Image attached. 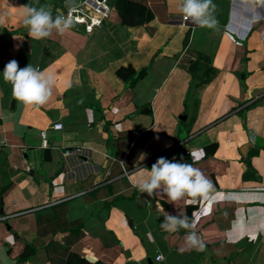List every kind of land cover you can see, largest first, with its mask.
<instances>
[{"label": "crops", "instance_id": "0c3cea01", "mask_svg": "<svg viewBox=\"0 0 264 264\" xmlns=\"http://www.w3.org/2000/svg\"><path fill=\"white\" fill-rule=\"evenodd\" d=\"M136 1L151 13L130 18L141 25L123 26L112 5L90 31L36 40L24 6H50L55 18L66 0H0V264H50L42 229L57 202L83 225L68 248L108 264H264V7L213 0L218 24L208 28L180 20L179 0ZM12 59L53 77L45 104L13 97L3 79ZM126 63L146 68L123 88L114 70ZM52 121L62 126L46 128L41 146ZM161 156L211 180V202L134 187ZM165 212L187 216L204 249L188 246V229L163 230ZM20 237L34 250L17 262Z\"/></svg>", "mask_w": 264, "mask_h": 264}, {"label": "clouds", "instance_id": "9594fccd", "mask_svg": "<svg viewBox=\"0 0 264 264\" xmlns=\"http://www.w3.org/2000/svg\"><path fill=\"white\" fill-rule=\"evenodd\" d=\"M264 7V0H254ZM69 14L65 16L58 11L55 18L50 6L39 8L24 6L23 24L29 29V36L42 40L51 35L53 30L64 33L74 24L71 0H66ZM178 11L185 20L200 27L216 28L218 21L215 18L216 5L213 0H179ZM3 79L12 86V95L24 104L43 105L51 96L54 79L46 75L38 66L27 64L19 67L18 61L9 60L3 69ZM195 156L194 153H189ZM183 157H181V160ZM123 163V162H122ZM141 193L152 197L157 191L165 193L171 202L188 196L192 201L204 200L211 202L213 184L204 174L192 164L169 160L161 156L151 165L147 174H141L134 184ZM161 228L168 232H175L181 228L188 229L187 241L189 247L203 250L204 244L194 231L195 224L189 222L187 216L171 215L165 212ZM183 251V250H181ZM158 259H163L160 254Z\"/></svg>", "mask_w": 264, "mask_h": 264}, {"label": "trees", "instance_id": "16d2710c", "mask_svg": "<svg viewBox=\"0 0 264 264\" xmlns=\"http://www.w3.org/2000/svg\"><path fill=\"white\" fill-rule=\"evenodd\" d=\"M113 8L117 12L121 24L127 27H133L142 24L140 23V21H131V17L134 18L143 14L146 18H149L151 15L150 11L136 0H115L113 3ZM145 68L146 65L140 66L139 68H134L130 63H126L124 65L119 64L115 68L114 72L115 75L122 81L123 88H127L143 73ZM215 145L216 144L214 142L204 145V155L208 154L209 148H213L215 147ZM62 205L63 202H57L49 206V215H47V218L49 220L50 226L54 223V218L50 214L51 212L56 214L58 217L56 223H63L68 226V230H64V233L73 235L75 239L82 234V222L81 220H75L71 222L65 221V219L61 216V212L63 210ZM192 208V204L186 205L187 212H189ZM58 234H61V232H59ZM49 242L50 246L46 248V258L47 260H49L50 264H108L107 262L101 261L99 259L88 258L87 256L79 255L69 250L67 245L59 244L56 240H49L48 243ZM32 248L33 247L30 246L22 251V255H25L22 257V260L25 259Z\"/></svg>", "mask_w": 264, "mask_h": 264}, {"label": "built area", "instance_id": "2783aa9c", "mask_svg": "<svg viewBox=\"0 0 264 264\" xmlns=\"http://www.w3.org/2000/svg\"><path fill=\"white\" fill-rule=\"evenodd\" d=\"M73 8L72 15L74 17V24L82 25L85 31H90L94 26L100 24L101 19L106 16L111 6L107 3V0H80L71 4ZM65 16L69 14V7L62 11ZM180 20H185L182 15L179 16ZM62 126L60 121H52L47 127L39 130L40 145L45 146L47 144L46 128L59 129ZM79 147H63L61 154L63 156L70 154L72 151L78 150ZM160 254L155 255V259H158Z\"/></svg>", "mask_w": 264, "mask_h": 264}, {"label": "rangeland", "instance_id": "374dc122", "mask_svg": "<svg viewBox=\"0 0 264 264\" xmlns=\"http://www.w3.org/2000/svg\"><path fill=\"white\" fill-rule=\"evenodd\" d=\"M114 1L115 0H107V3L112 7V5H113V3H114ZM0 28L2 29V30H5L4 28H5V25H3V24H0ZM63 204H64V202H63ZM47 211H49V208L47 209ZM50 214H51V216L54 218V223H53V225H51V226H44L43 227V231H44V233H50V235H51V237L49 238V240L50 241H52V240H56L59 244H68V243H72L73 242V238H74V236L72 237V239H69V241L64 237V238H62V237H59L58 236V233L59 232H61V234L63 235V236H66V233H64L65 231L64 230H68V226H66V224H63V223H61V224H58V223H56V221H57V219H58V217H57V215L56 214H54V213H51L50 212ZM39 218H40V216H36L35 217V223H34V230H35V232L37 233L38 232V230H40L41 229V227H40V225H37V221L39 220ZM65 219V218H64ZM81 230H82V232H83V225H82V227H81ZM14 235H15V233H14ZM48 240V241H49ZM47 241V242H48ZM20 242L23 244V247H22V249H21V251H23V250H25V249H27L28 247H30V246H32L33 248L31 249V251L32 250H34V243L31 241V242H29L28 240H26V239H24V238H21L20 237ZM45 243L44 244V247H43V257L46 259V257H47V254H46V248L48 247V246H50L49 244H50V242L49 243ZM69 250H71L70 248H69ZM23 256H25V255H22V252L20 253V254H18L17 256H16V258H15V260L17 261V262H20V261H22V257ZM47 260V259H46Z\"/></svg>", "mask_w": 264, "mask_h": 264}, {"label": "water", "instance_id": "95a60500", "mask_svg": "<svg viewBox=\"0 0 264 264\" xmlns=\"http://www.w3.org/2000/svg\"><path fill=\"white\" fill-rule=\"evenodd\" d=\"M245 146H246V144H243V145L241 146L240 150H241L242 152H244V148H245ZM128 222H129V221H128ZM88 258H91V257H88ZM146 261H147L148 264H151L149 257H147Z\"/></svg>", "mask_w": 264, "mask_h": 264}]
</instances>
